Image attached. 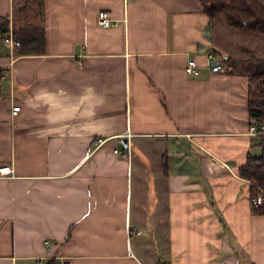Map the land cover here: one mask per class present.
<instances>
[{
  "label": "crops",
  "instance_id": "0c3cea01",
  "mask_svg": "<svg viewBox=\"0 0 264 264\" xmlns=\"http://www.w3.org/2000/svg\"><path fill=\"white\" fill-rule=\"evenodd\" d=\"M40 21L42 53L0 42V264H264L249 78L225 61L264 40L198 0H43Z\"/></svg>",
  "mask_w": 264,
  "mask_h": 264
},
{
  "label": "trees",
  "instance_id": "16d2710c",
  "mask_svg": "<svg viewBox=\"0 0 264 264\" xmlns=\"http://www.w3.org/2000/svg\"><path fill=\"white\" fill-rule=\"evenodd\" d=\"M203 11L212 18L242 33L250 32L264 37V0H198ZM43 0H12L11 33L18 41L15 53L37 54L44 51V26L40 21ZM9 17H0V42L7 36ZM243 59H223L249 78L248 107L250 118L257 126L264 124V42L263 50L244 45ZM259 156H249L240 166V176L251 182V198L264 190V134L259 135ZM252 211L264 215V199L261 204L252 203Z\"/></svg>",
  "mask_w": 264,
  "mask_h": 264
},
{
  "label": "built area",
  "instance_id": "2783aa9c",
  "mask_svg": "<svg viewBox=\"0 0 264 264\" xmlns=\"http://www.w3.org/2000/svg\"><path fill=\"white\" fill-rule=\"evenodd\" d=\"M96 22L99 26L106 28L116 25L118 21L110 18L107 15L106 11L100 10L98 11L96 16ZM4 41L7 43V45H9V47H14L18 45V41L13 38L10 29L8 31L7 36L4 38ZM222 66H223V62L220 59H218L216 54L211 52L207 54V67L209 68L210 71H219L222 69ZM197 69H198V65L195 62V60L192 58H188L184 66V71L187 74H196ZM18 109H19L18 105H13L10 109L11 115L16 114ZM251 131L258 135L264 134V124L260 126L257 125L253 126L251 128ZM116 152L121 153L120 150H117ZM12 174H13V169L11 166L9 165L0 166V177H10L12 176ZM263 199H264V190L259 188V193L256 196L252 197V203L255 205L261 204L263 202ZM53 264H63V263L61 261H55L53 262Z\"/></svg>",
  "mask_w": 264,
  "mask_h": 264
},
{
  "label": "rangeland",
  "instance_id": "374dc122",
  "mask_svg": "<svg viewBox=\"0 0 264 264\" xmlns=\"http://www.w3.org/2000/svg\"><path fill=\"white\" fill-rule=\"evenodd\" d=\"M230 29L234 30L233 28H230ZM234 31H236V30H234ZM237 33H239V32H237ZM251 35H254V37H256V38H260L262 41L264 40V37L262 35H260V34H251ZM242 37H243V40H245L244 36H242ZM216 38H217V40L221 41L222 44H224V43L227 44L229 42V41H227V39H225V37L222 34H219ZM249 44L258 53L263 50V43L260 40L252 39ZM229 46H232V43H230ZM233 49H234V47H233Z\"/></svg>",
  "mask_w": 264,
  "mask_h": 264
},
{
  "label": "water",
  "instance_id": "95a60500",
  "mask_svg": "<svg viewBox=\"0 0 264 264\" xmlns=\"http://www.w3.org/2000/svg\"><path fill=\"white\" fill-rule=\"evenodd\" d=\"M123 143H125V140L123 139Z\"/></svg>",
  "mask_w": 264,
  "mask_h": 264
}]
</instances>
